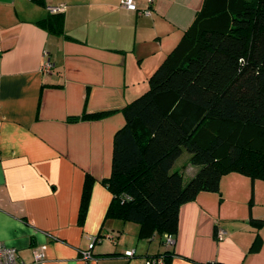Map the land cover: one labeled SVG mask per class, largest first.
Returning <instances> with one entry per match:
<instances>
[{
  "label": "crops",
  "instance_id": "1",
  "mask_svg": "<svg viewBox=\"0 0 264 264\" xmlns=\"http://www.w3.org/2000/svg\"><path fill=\"white\" fill-rule=\"evenodd\" d=\"M203 1L135 0L143 15L120 0H0V242L26 264H145L165 250L158 234L139 238L138 224L105 217L112 194L102 179L121 108L147 89ZM48 6H63L64 35L39 24ZM84 112L107 113L67 120ZM187 161L173 165L185 178L197 169ZM254 219H264V180L222 175L217 191L180 206L170 264H264V221Z\"/></svg>",
  "mask_w": 264,
  "mask_h": 264
},
{
  "label": "trees",
  "instance_id": "2",
  "mask_svg": "<svg viewBox=\"0 0 264 264\" xmlns=\"http://www.w3.org/2000/svg\"><path fill=\"white\" fill-rule=\"evenodd\" d=\"M62 21V12H49L39 24L64 35ZM121 112L111 171L102 179L112 194L105 217L138 224L139 238L158 234L163 244L164 234L175 235L180 206L200 191H217L224 174L264 180V0H204L147 89ZM183 151L197 166L188 178L173 168ZM92 183L85 174L79 222ZM171 247L146 256L145 264H170Z\"/></svg>",
  "mask_w": 264,
  "mask_h": 264
},
{
  "label": "built area",
  "instance_id": "3",
  "mask_svg": "<svg viewBox=\"0 0 264 264\" xmlns=\"http://www.w3.org/2000/svg\"><path fill=\"white\" fill-rule=\"evenodd\" d=\"M119 3L121 7L130 11H134L137 14L149 15V9H138L135 0H120ZM47 10L50 13L62 12L63 6H48ZM52 66V62L47 58L43 61L41 65V70L45 72H50ZM217 234L220 237L222 234V230H219ZM162 237L163 244L165 247H170L173 245L174 240L172 234H164ZM92 246L93 244H90L86 250L81 251V257L83 260H89L93 257L91 252ZM125 255H132V251H125ZM146 263L148 264V262ZM0 264H26V262L19 257L14 247L6 246L5 244L0 242Z\"/></svg>",
  "mask_w": 264,
  "mask_h": 264
},
{
  "label": "rangeland",
  "instance_id": "4",
  "mask_svg": "<svg viewBox=\"0 0 264 264\" xmlns=\"http://www.w3.org/2000/svg\"><path fill=\"white\" fill-rule=\"evenodd\" d=\"M188 153L186 152V151H183L182 152V154L176 159L177 160V162H176V164H177V166L178 167H180V165L181 164H183V163H185L187 160V158H188ZM188 162V161H187ZM186 168L188 169L189 168V165H187L186 166ZM188 170H186V172H187ZM187 175V174H186ZM189 175V174H188ZM189 177V176H188ZM160 249L162 250L163 249V247H161L160 246Z\"/></svg>",
  "mask_w": 264,
  "mask_h": 264
}]
</instances>
